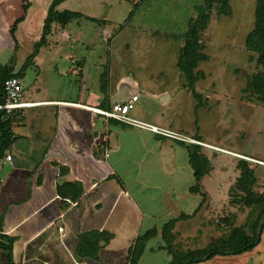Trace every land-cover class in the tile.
<instances>
[{"label":"crops","instance_id":"obj_1","mask_svg":"<svg viewBox=\"0 0 264 264\" xmlns=\"http://www.w3.org/2000/svg\"><path fill=\"white\" fill-rule=\"evenodd\" d=\"M72 1L66 0L58 11L106 23L103 29L120 24V19L114 20L110 11L113 6L107 0L104 5L108 7L100 12V19L71 9ZM81 1L103 5L96 4V0ZM50 2L30 0L28 14L12 35L14 22L23 15L22 0H0V32L9 31L5 35L8 41L1 42L0 51H5L2 56L0 53V67H9L13 75L19 76L23 102L37 104L7 117L12 140L2 159L9 156L11 163H0V237L10 241L12 263L170 264L175 250L184 254L201 252L213 241L224 240L242 219L219 223V215H226L219 211L221 207L216 208L221 214L210 213L208 203L201 204V197L192 192L195 178L189 151L194 147L125 126L92 111L109 110L119 103L112 99L118 97L120 83L129 79L112 70L109 54L101 55L93 47L86 56L66 55L64 61L55 62V56L43 52L53 39L51 31L32 61L28 64L25 59L26 65H20L11 50L29 41L33 53ZM56 42L71 41L56 36ZM90 59L96 60L94 68L102 70L97 84L89 82V75L84 73ZM44 60L52 63L50 68L40 65ZM44 65L48 74L57 73L63 66L77 89L89 82L83 98L81 89L76 97L66 93L50 95L49 88L42 85L40 70L27 77L30 67ZM144 71L130 79L140 91L133 95L137 101L130 117L166 129L163 117L168 115L176 124L167 129L197 139L205 146H199L200 155L208 160L210 156L225 158L219 144L213 147L202 140L199 122H203L208 109L196 112L195 117L193 92L183 74L176 70L173 75ZM122 90V96H126L127 86ZM164 93L169 96L163 102L146 95ZM200 105L204 109L203 104H197ZM207 178H202V186H206ZM171 221L175 223L167 234L164 229ZM259 227V244L251 251L219 254L194 264H264V217ZM148 233L154 235L143 243L136 262H131L137 240ZM0 264H8L2 250Z\"/></svg>","mask_w":264,"mask_h":264},{"label":"rangeland","instance_id":"obj_2","mask_svg":"<svg viewBox=\"0 0 264 264\" xmlns=\"http://www.w3.org/2000/svg\"><path fill=\"white\" fill-rule=\"evenodd\" d=\"M107 1L113 6L110 11L115 17L114 20L120 19L119 25H108L103 29L104 25L80 20L67 25L68 28L65 30V27L63 31L58 25L52 26L53 39L44 46L46 50L43 52L50 57L55 56L56 62L64 61L66 55L86 56L94 47L97 53L111 56L112 70L120 72V75L132 77L133 74L141 73V70L151 75L160 71L173 75L174 70L180 73L176 64L184 44V35L189 22L196 19L199 10L203 8V0H145L141 3H138L139 0ZM95 2H101L103 5L95 6L90 1L73 0L70 8L100 19L103 17L101 13L105 12L108 6L104 5L105 0ZM225 2L230 13L222 14L219 12L220 5H213L209 18L199 30L196 39L203 60L195 71L199 74V80L193 89L195 117L197 118L196 112L201 114L202 110L204 112L208 109V112H204L206 117L203 122H199L201 138L210 146L219 144L226 153L225 158L210 156L208 160L204 156L208 160L205 176L209 178L206 186H202L200 181L199 187L200 194L205 195L208 211L212 214H226L219 215V223L223 220L233 223L241 218V225L236 226L246 227L252 225L259 209L246 207L244 195L238 190V180L241 178L240 157L264 161V102L247 89L248 81L263 71V67L258 63L259 55L246 46V39L254 28L257 0ZM137 3V8L134 9ZM130 12L133 13L131 17ZM8 32H0V48L1 42L7 40L5 35ZM56 36H62L71 42L58 44ZM74 40L77 42L73 43ZM81 44L85 47H81ZM16 47V51L10 50L22 65L32 53V44L23 41L18 49ZM3 51L5 49L0 51L1 56ZM27 63L29 64V61ZM95 63V59L87 61L84 73L89 75V82L97 84L102 70L94 68ZM42 64H47L49 68L52 65L46 60L40 65ZM38 70L41 71L39 73L42 85L45 84L49 88L50 95L66 93L76 97L81 89L80 96L83 98L89 82L77 89L78 86L71 81L70 75L65 74L63 66L57 69L60 75L48 74L46 65L30 67L26 72L27 77L35 76ZM198 103L203 104L204 109H201V105L197 106ZM163 119L166 120L165 127H175V120L170 121L168 115ZM191 140L198 141L193 138ZM199 146L205 147L202 144ZM248 165L256 179L254 193H264V170L251 163ZM217 207H221V213H217ZM175 252L178 253L179 250Z\"/></svg>","mask_w":264,"mask_h":264},{"label":"trees","instance_id":"obj_3","mask_svg":"<svg viewBox=\"0 0 264 264\" xmlns=\"http://www.w3.org/2000/svg\"><path fill=\"white\" fill-rule=\"evenodd\" d=\"M65 1L66 0H51L46 12V16L43 20L40 40L34 45L33 53L28 58L29 63L37 55L38 50L46 44V38L48 35H50L53 25H58L61 29H64L70 23L81 19L96 24H106L95 19L87 18L79 13L58 11V7ZM143 1L145 0H139L138 3ZM203 1L204 6L199 10L197 18L189 22L188 30L184 35V44L180 49L176 64V68L181 74H183L187 80L188 88L192 90V92L195 83L199 80V74L195 71L199 62L203 60L199 53L198 42L196 40L199 30L205 26L213 5L219 4V12L222 14L230 13L229 7L227 6L225 0ZM138 3L134 5V9L137 8ZM30 6V0H22L23 15L14 22V25L10 31L12 35L15 32L17 24L21 23L25 19L29 12ZM132 12L130 13V17L133 14ZM246 46L259 55L258 63L263 67V71L261 73L255 75L248 81L247 89L249 88L257 96V98H260L261 101L264 102V0H257L256 2L254 28L246 39ZM9 78L19 79V76L13 75L9 67H0V104L4 103L3 84ZM11 140L12 134L10 131V120L6 117L4 112L0 111V158H2L5 151L9 148ZM188 145L189 147H194L191 152L189 151V160L193 167L195 178V186L193 187L192 192L201 197V204H205V195L203 193V195L200 194L201 192L199 183L201 179L207 174L208 160L197 152V150L201 148L199 145ZM249 163L250 162L244 160L241 161V178L238 180L237 187L238 190L244 195L243 201L245 202L246 207H258L259 213L256 222L252 223V225H247L246 227L241 226L232 228L229 232V235L224 240L213 241V243L210 244V246L204 251L188 254L173 252L172 261L170 264H194L209 260L219 254H241L251 251L259 244V223L261 218L264 217V193H254L253 186L256 184V179L253 170L250 169L248 165ZM174 223L175 221L169 222L166 225L164 232L170 234ZM153 235L154 233H148L144 237L137 240L136 245L131 253V262H136L142 253L143 243ZM0 250L6 253L7 263L13 264L11 259L10 241L7 238L0 237Z\"/></svg>","mask_w":264,"mask_h":264},{"label":"built area","instance_id":"obj_4","mask_svg":"<svg viewBox=\"0 0 264 264\" xmlns=\"http://www.w3.org/2000/svg\"><path fill=\"white\" fill-rule=\"evenodd\" d=\"M3 91H4V103L0 104V111L4 112L6 117L22 109H27L37 106V104L35 103L23 102L22 87L20 80L18 78L7 79L3 84ZM136 101H137V96H133L127 102H120L114 104L109 110L102 111V110L92 109V111L96 112L98 115H101L106 119L115 120L128 127L152 132L156 135L161 136L162 138L174 142L201 145V143L188 139L184 135L166 129H159L131 118L130 112L133 110L134 103ZM240 158L244 161L264 167V162L255 161L248 157H240ZM2 160H4L7 163H11V158L9 156H5L3 159L0 158V163L2 162Z\"/></svg>","mask_w":264,"mask_h":264},{"label":"water","instance_id":"obj_5","mask_svg":"<svg viewBox=\"0 0 264 264\" xmlns=\"http://www.w3.org/2000/svg\"><path fill=\"white\" fill-rule=\"evenodd\" d=\"M133 77H129V79H126L124 81H122L120 83V87L117 89L118 90V97L112 99V101L116 102H127L128 98H130L131 96H133L134 94H137L139 91L138 87L135 84L130 83V79ZM125 85L127 86V95L126 96H122L124 94L122 88L125 87ZM148 97L151 98H155L160 102H163V100L166 99V97H168V94H161V95H150V94H146Z\"/></svg>","mask_w":264,"mask_h":264}]
</instances>
